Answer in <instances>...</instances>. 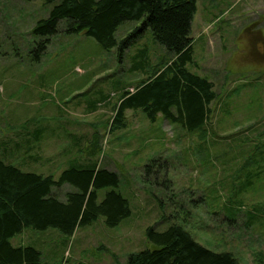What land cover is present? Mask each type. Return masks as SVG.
<instances>
[{"label":"rangeland","instance_id":"rangeland-1","mask_svg":"<svg viewBox=\"0 0 264 264\" xmlns=\"http://www.w3.org/2000/svg\"><path fill=\"white\" fill-rule=\"evenodd\" d=\"M49 8L41 0H0V158L55 177L71 161H97L118 174L115 189L131 214L114 227L100 217L72 236L28 227L11 243L38 249L40 264H123L130 252L149 246L147 226L162 230L174 222L241 264H264V161L257 155L264 149V0L196 1L194 62L187 67L210 80L216 93L206 137L160 115L150 122L141 110H126V126L110 130L120 92L145 77L130 70V58L146 49L155 66L167 53L149 29L121 59L117 47L106 50L90 36L59 32L36 62L29 56L30 30ZM135 26L139 22H123L115 37ZM257 170L234 201L242 208L230 223L225 200L245 173ZM70 189L64 184L54 193L63 198ZM109 189L98 191V201ZM254 211L261 216L248 222Z\"/></svg>","mask_w":264,"mask_h":264},{"label":"trees","instance_id":"trees-1","mask_svg":"<svg viewBox=\"0 0 264 264\" xmlns=\"http://www.w3.org/2000/svg\"><path fill=\"white\" fill-rule=\"evenodd\" d=\"M41 1L50 8L31 26L29 56L36 62L45 53L49 38L59 32L90 36L106 50L117 47L121 59L136 37L149 29L155 42L167 53L166 59L155 66H149L146 49L130 58V70L145 72V77L132 90L120 92L109 122L110 130L126 126V110H141L150 122L160 115L189 132L201 130L203 137L209 134L204 126L210 117V104L216 98L213 83L187 67L194 62L191 23L197 0ZM125 21H137L139 26L117 39L115 31ZM40 132L33 133L34 140L39 139ZM257 153L264 161V149ZM255 158L251 157L253 163ZM247 165L244 163L242 169ZM259 172L245 173L240 185L225 200L224 207L232 217L230 223L242 208L241 202L235 206L234 201L252 185ZM119 183L115 171L93 160L71 161L55 177L24 171L0 158V264H40L38 249L11 243L24 228L53 227L72 236L76 228L90 225L100 217L107 227L117 226L131 214L128 199L115 189ZM64 184L71 189L59 198L54 189ZM106 187L110 189L98 201V191ZM259 216L255 211L249 212L247 221ZM144 233L149 246L130 252L123 264H241L232 252L216 251L197 242L178 223L162 230L150 225Z\"/></svg>","mask_w":264,"mask_h":264}]
</instances>
